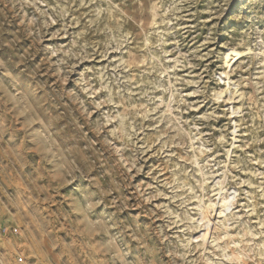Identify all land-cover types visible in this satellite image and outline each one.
I'll list each match as a JSON object with an SVG mask.
<instances>
[{"label": "rangeland", "instance_id": "rangeland-1", "mask_svg": "<svg viewBox=\"0 0 264 264\" xmlns=\"http://www.w3.org/2000/svg\"><path fill=\"white\" fill-rule=\"evenodd\" d=\"M0 264H264V0H0Z\"/></svg>", "mask_w": 264, "mask_h": 264}, {"label": "bare ground", "instance_id": "bare-ground-1", "mask_svg": "<svg viewBox=\"0 0 264 264\" xmlns=\"http://www.w3.org/2000/svg\"><path fill=\"white\" fill-rule=\"evenodd\" d=\"M218 184V183H217ZM223 185H221V187H222ZM231 197V196H230ZM233 198V197H232ZM230 201L232 202L233 200L232 199H229L228 198V196L226 195V194H223L222 193V195H221V198H220V200H219V203H220V207H221V209H225V208H227L228 207V205H229V203H230ZM218 204V203H217ZM220 209V208H219ZM220 211V210H219ZM223 212L225 211V210H222ZM222 212V213H223ZM221 212H220V214H222ZM227 213V212H226ZM225 213V214H226ZM203 220H205L204 218H203ZM208 224H210V222L208 223ZM209 227H210V225H209ZM207 230H208V228H207ZM206 230V231H207ZM209 233V232H208ZM204 240H206V239H204Z\"/></svg>", "mask_w": 264, "mask_h": 264}, {"label": "clouds", "instance_id": "clouds-1", "mask_svg": "<svg viewBox=\"0 0 264 264\" xmlns=\"http://www.w3.org/2000/svg\"><path fill=\"white\" fill-rule=\"evenodd\" d=\"M64 181L66 182V191H71V189L73 188V186L75 185V183H77V181H75L74 179H72L71 175H65L63 177ZM110 194V193H109Z\"/></svg>", "mask_w": 264, "mask_h": 264}]
</instances>
